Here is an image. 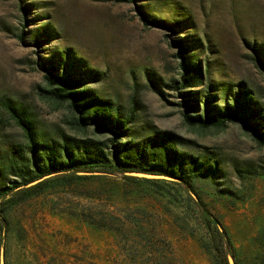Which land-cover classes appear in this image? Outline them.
Segmentation results:
<instances>
[{
    "label": "rangeland",
    "instance_id": "rangeland-1",
    "mask_svg": "<svg viewBox=\"0 0 264 264\" xmlns=\"http://www.w3.org/2000/svg\"><path fill=\"white\" fill-rule=\"evenodd\" d=\"M27 1L33 6L23 18L17 0H0V163L15 150L27 154L24 134L3 101L23 105L46 140L93 137L75 128L66 105L41 91L43 57L69 50L83 72L96 74L88 87L123 116L133 114L134 143L169 132L182 140L179 154L217 164L212 177L191 180L227 231L237 263L257 264L264 254V146L237 124L202 129L182 121L169 87L179 78L175 50L167 32L142 25L139 12L188 20L180 37L195 41L201 66L209 65L197 91L212 84L214 104L222 105L240 85L264 113V0ZM46 27L57 38L35 45ZM79 210L110 211L123 220L122 230L115 235L93 228L73 215ZM6 212L5 264H214L199 210L172 185L102 176L50 189ZM135 222L151 234H137Z\"/></svg>",
    "mask_w": 264,
    "mask_h": 264
},
{
    "label": "trees",
    "instance_id": "trees-1",
    "mask_svg": "<svg viewBox=\"0 0 264 264\" xmlns=\"http://www.w3.org/2000/svg\"><path fill=\"white\" fill-rule=\"evenodd\" d=\"M17 1L24 18L33 4L27 0ZM139 16L146 28L167 32L169 45L175 50L179 78L172 80L169 87L179 100L182 121L190 127L202 129H221L237 124L255 143L264 146V113L251 94L239 85L236 91L225 94L222 105H217L210 93L215 89L212 84L209 83L206 91L196 90L204 85L203 70L209 73V65L206 62L201 66L196 53L200 46L195 41L186 36L180 37L183 30L189 28L188 20L165 21L149 17L142 11ZM56 38L55 33L46 27L35 35L37 41L34 44ZM40 65L45 68V86L41 88L43 94L54 103L66 105L75 128L88 131L93 137L62 135V141L46 140L39 134L35 119L23 105L2 102L8 116L24 134V151L27 154H20L23 150H15L17 154L7 157L6 163H0V249L4 247V236L10 226L6 207L39 197L50 189L71 188L79 181L90 178H116L120 175L125 181H144L158 187L161 184L172 185L184 191L200 212L208 238L204 246L213 255L214 264H228V256L238 264L227 231L220 219L206 207L191 180V176L212 177L218 172L217 164L198 162L179 154L176 146L182 140L169 132L155 133L144 144L134 143L131 129L133 114L123 116L110 101L102 99L95 89L88 87L89 83L95 82L96 74L89 69L83 72L81 60L69 50L55 51L50 57H43ZM129 173L169 179H139ZM76 212L73 213L76 218L93 228L115 235L122 230L123 220L110 211L99 210L96 214L82 210ZM135 225L137 227L133 230L137 234H151L146 229L139 231L141 225L138 222ZM151 244V240H147V245ZM257 264H264V254L257 257Z\"/></svg>",
    "mask_w": 264,
    "mask_h": 264
},
{
    "label": "water",
    "instance_id": "water-1",
    "mask_svg": "<svg viewBox=\"0 0 264 264\" xmlns=\"http://www.w3.org/2000/svg\"><path fill=\"white\" fill-rule=\"evenodd\" d=\"M128 175L138 178H145V179H169L164 176H157V175H151V174H144V173H129ZM36 182H33L32 184H35ZM31 185V184H30ZM228 264H235L234 260L231 256L227 257ZM0 264H5V254L4 249H0Z\"/></svg>",
    "mask_w": 264,
    "mask_h": 264
}]
</instances>
